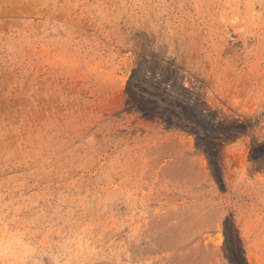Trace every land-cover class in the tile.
Instances as JSON below:
<instances>
[{"label":"rangeland","instance_id":"374dc122","mask_svg":"<svg viewBox=\"0 0 264 264\" xmlns=\"http://www.w3.org/2000/svg\"><path fill=\"white\" fill-rule=\"evenodd\" d=\"M0 264H264V0H0Z\"/></svg>","mask_w":264,"mask_h":264}]
</instances>
